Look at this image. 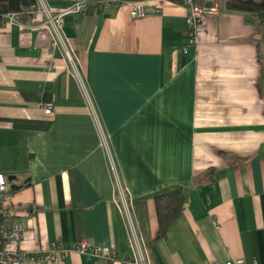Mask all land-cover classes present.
<instances>
[{
    "label": "crops",
    "instance_id": "crops-1",
    "mask_svg": "<svg viewBox=\"0 0 264 264\" xmlns=\"http://www.w3.org/2000/svg\"><path fill=\"white\" fill-rule=\"evenodd\" d=\"M130 2L63 17L76 70L42 9L27 13L36 4L0 12H22L0 18V173L13 178L7 216L25 223L2 249L87 240L115 258L20 264H135L119 183L150 264H264V27L222 3L190 44L183 3L149 0L159 10L133 17ZM175 189L184 206L160 235L154 196Z\"/></svg>",
    "mask_w": 264,
    "mask_h": 264
},
{
    "label": "built area",
    "instance_id": "built-area-1",
    "mask_svg": "<svg viewBox=\"0 0 264 264\" xmlns=\"http://www.w3.org/2000/svg\"><path fill=\"white\" fill-rule=\"evenodd\" d=\"M226 1L227 0H183V5L186 6L188 10L186 22L188 26L190 44L196 42L195 35L197 28L202 23L206 15L218 13L222 3H226ZM119 2L120 0H73L71 6L65 9H60L58 13H53L52 9L45 6V0H36V7L29 8L27 13L29 15H34L36 12H39V10L37 11L38 8L42 9L43 13H45V25H42L50 28L53 33L51 48L56 49L59 45L63 46L66 57L69 61H71L72 66L76 70L77 63L75 62V59H73L72 53L67 48H65L63 43V17L69 13L79 11L87 12L95 4L99 9H112ZM130 6V13L133 17H142L147 12H155L159 10L158 7L152 5L149 0L132 1L130 2ZM21 13L22 12L1 14L0 18H6L7 22H19ZM183 51H186V47H183ZM39 107L45 114H50L53 110L51 103H41ZM113 198L117 207H122L128 216L134 242L135 239L139 241L145 250V255H141V250L143 249L139 246V244H136V242V247H134L133 242H131L129 244V249L132 261L135 262V264H150L146 253V247L134 232V226L130 217L132 199L127 195V192L119 183H117ZM10 207H17V205L12 201V197L9 193V183L6 177L0 173V215ZM24 229V222L14 220L9 216H0V264H20L25 260L39 259L49 263H59L64 261L66 255L71 251L104 260H113L115 258V252L111 247L93 243L87 240H80L73 243L51 242L44 250L36 251V253L2 249L3 245H5L7 241L12 239L18 240L21 237ZM135 250L139 252L140 259L138 258L137 251ZM202 264H245V260L243 258H233L221 262L215 259H208Z\"/></svg>",
    "mask_w": 264,
    "mask_h": 264
},
{
    "label": "trees",
    "instance_id": "trees-1",
    "mask_svg": "<svg viewBox=\"0 0 264 264\" xmlns=\"http://www.w3.org/2000/svg\"><path fill=\"white\" fill-rule=\"evenodd\" d=\"M168 1L180 4L183 3V0ZM33 4H36V0H0V12L16 11L21 5L28 8ZM225 7L228 10L245 12L250 16H254L258 24L262 26L264 24V0H227ZM154 203L159 234L164 235L175 220L181 215L184 206V194L180 189L157 193L154 196ZM0 216L6 217V211L1 213Z\"/></svg>",
    "mask_w": 264,
    "mask_h": 264
},
{
    "label": "rangeland",
    "instance_id": "rangeland-1",
    "mask_svg": "<svg viewBox=\"0 0 264 264\" xmlns=\"http://www.w3.org/2000/svg\"><path fill=\"white\" fill-rule=\"evenodd\" d=\"M72 2H73V0H72ZM52 12H53V13H58V11H54L53 9H52ZM136 236H137L138 238H140V237L138 236L137 233H136ZM139 240H140V239H139ZM140 241H141V240H140ZM131 242H133L134 247H136L135 242H136V244H139V246L143 249V250H141V255L144 256V255H145V254H144L145 250H144L142 244H141L139 241H137L136 239H135V242H134L133 237H131ZM135 249H136V248H135ZM135 251H137V250H135ZM137 254H138V258L140 259V254H139L138 251H137Z\"/></svg>",
    "mask_w": 264,
    "mask_h": 264
},
{
    "label": "water",
    "instance_id": "water-1",
    "mask_svg": "<svg viewBox=\"0 0 264 264\" xmlns=\"http://www.w3.org/2000/svg\"><path fill=\"white\" fill-rule=\"evenodd\" d=\"M263 27H264V24H263ZM263 40H264V35H263ZM13 178H11V177H8L7 178V180H12ZM21 187V185H16V184H14V183H12L11 184V186H10V188L12 189V190H16V189H19Z\"/></svg>",
    "mask_w": 264,
    "mask_h": 264
}]
</instances>
